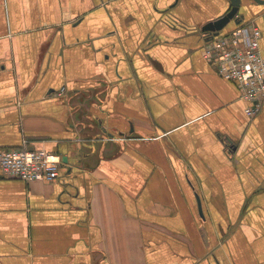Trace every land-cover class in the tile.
<instances>
[{
  "label": "crops",
  "instance_id": "obj_1",
  "mask_svg": "<svg viewBox=\"0 0 264 264\" xmlns=\"http://www.w3.org/2000/svg\"><path fill=\"white\" fill-rule=\"evenodd\" d=\"M229 9L0 0V149L63 158L0 170V264H264V107L204 53ZM237 15L221 34L257 25L264 55V3Z\"/></svg>",
  "mask_w": 264,
  "mask_h": 264
},
{
  "label": "built area",
  "instance_id": "obj_2",
  "mask_svg": "<svg viewBox=\"0 0 264 264\" xmlns=\"http://www.w3.org/2000/svg\"><path fill=\"white\" fill-rule=\"evenodd\" d=\"M261 35L257 25L238 26L230 34L211 37L204 46L205 57L214 63L218 73L240 85L241 98L248 103L245 112L249 117L256 116L264 107ZM62 165V156L55 152L33 148L0 149V170L8 177L56 182L60 180Z\"/></svg>",
  "mask_w": 264,
  "mask_h": 264
},
{
  "label": "water",
  "instance_id": "obj_3",
  "mask_svg": "<svg viewBox=\"0 0 264 264\" xmlns=\"http://www.w3.org/2000/svg\"><path fill=\"white\" fill-rule=\"evenodd\" d=\"M256 2L263 4L264 0H255ZM242 5V0H230V9L226 14L221 16L220 18L213 20L203 26V30L212 35V37L220 36L223 28L231 21L235 20V22L239 23L241 16L237 15L240 11V7ZM199 209L202 213V206L199 201Z\"/></svg>",
  "mask_w": 264,
  "mask_h": 264
}]
</instances>
